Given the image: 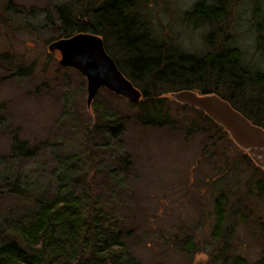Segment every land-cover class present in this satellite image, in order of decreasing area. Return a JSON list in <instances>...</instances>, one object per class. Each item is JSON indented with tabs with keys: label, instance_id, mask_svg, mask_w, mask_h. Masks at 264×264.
Masks as SVG:
<instances>
[{
	"label": "rangeland",
	"instance_id": "1",
	"mask_svg": "<svg viewBox=\"0 0 264 264\" xmlns=\"http://www.w3.org/2000/svg\"><path fill=\"white\" fill-rule=\"evenodd\" d=\"M8 1L17 6L20 17L34 9L31 15L40 20L49 13L54 17L57 0H0V114L10 125L9 130L20 127L12 134L30 145L41 146L39 156L24 164L26 169L32 174L43 169V186L49 184L54 191L55 160L81 151L84 157L80 173H86L94 193L98 188L103 194L113 192V182L107 181L109 170L112 178L122 179L116 193L119 197L105 203L112 205L113 212L128 217L125 240L133 256L143 264L182 263V253L165 243L172 235L193 233L202 248L209 247L215 224L213 201L225 193L226 221L220 235L224 237L229 227L233 234L232 239L227 238L231 241L227 254L240 255L249 263L257 261L262 249L257 222L264 220V186L257 189V181L264 184V171L250 164L230 138L214 130L198 111L173 101L169 106L176 120L175 130L143 126L135 116L138 108L102 89L96 104L105 112L117 113L122 124L111 151L104 150L103 141L95 135L86 137L84 126L78 123H86L88 128L99 123L94 107H86L84 77L60 66V52L47 49L55 40L49 28L18 30L20 20L16 22L14 11L5 10ZM194 2L146 0L141 15L158 43L200 56L207 50L204 37L210 29L184 20L185 11ZM260 8L264 10V0ZM252 9L248 0H230L226 24L245 64L264 70V53L257 46L260 18L254 17ZM17 67L31 70V76L16 74ZM167 97L172 99L171 94ZM3 118L0 127L4 126ZM12 134L0 133V155L9 152ZM117 154L121 156L112 162ZM105 165H109L107 169L102 168ZM98 170L105 172L94 175ZM193 259L195 264H210L204 253Z\"/></svg>",
	"mask_w": 264,
	"mask_h": 264
},
{
	"label": "trees",
	"instance_id": "2",
	"mask_svg": "<svg viewBox=\"0 0 264 264\" xmlns=\"http://www.w3.org/2000/svg\"><path fill=\"white\" fill-rule=\"evenodd\" d=\"M145 1L57 0L53 7L54 17L49 13L40 20L35 19L37 15H31L34 9H29V15L20 17L17 6L13 7L11 1L5 4V10L14 11L15 20H20L18 30L40 31L45 26L53 33V39L67 38L78 32L101 36L107 53L142 92L140 102L130 105L138 108L139 113L135 116L143 126L175 130L176 120L172 119L169 106L174 100L167 95L192 90L218 95L250 122L264 129V70L247 66L242 51L236 46L232 30L226 24L230 0H195L185 11V21L210 29L204 37L207 50L200 56L158 43L141 15ZM248 1L252 3L254 17L260 18L256 28L257 46L264 53L262 0ZM16 70L18 75L31 76L29 69L17 67ZM179 105L198 111L214 130L230 138L200 110ZM92 106L99 123L92 128L86 123H78L84 126L86 137L90 139L95 135L103 141L102 148L111 151L114 138L122 130L116 117L118 114L105 112L95 99ZM2 121V135L15 133L20 128L9 130L6 119ZM40 149L39 144L30 145L27 140L12 134L9 152L0 155V264H143L133 256L125 240L123 231L129 223L128 217L113 212L112 205L106 204L119 197L116 193L123 180L112 178L109 170L106 180L113 182V192L103 194L98 188L94 193L86 181V173H80L84 153L78 151L55 158L56 186L51 191V185L43 186V169L32 174L24 165L28 160H35ZM238 150L254 164L244 151ZM118 156L121 155L113 156L112 162ZM97 172L105 171L98 170L94 175ZM92 180L94 182L93 177ZM261 182L257 181V189L264 186ZM213 204L215 224L209 247L203 249L200 242L194 240L193 233L182 237L172 235L165 242L182 253L184 261L180 264H195L193 257L202 253L208 256L210 264H264V220L257 222V233L262 241L260 256L254 263H249L240 255L227 254L233 235L231 227L226 229L227 237L220 235L226 221L225 193H220ZM219 242L221 247H217Z\"/></svg>",
	"mask_w": 264,
	"mask_h": 264
},
{
	"label": "water",
	"instance_id": "3",
	"mask_svg": "<svg viewBox=\"0 0 264 264\" xmlns=\"http://www.w3.org/2000/svg\"><path fill=\"white\" fill-rule=\"evenodd\" d=\"M47 49L60 52V66L74 69L86 81V107L90 109L100 90L105 89L129 103L137 104L142 92L118 68L107 53L101 36L78 32L51 41ZM171 98L184 106L203 112L229 135L233 143L264 171V129L250 122L228 101L216 94H199L192 90L171 93Z\"/></svg>",
	"mask_w": 264,
	"mask_h": 264
}]
</instances>
